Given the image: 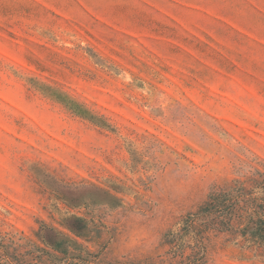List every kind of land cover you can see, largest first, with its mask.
I'll return each instance as SVG.
<instances>
[{"label": "rangeland", "instance_id": "rangeland-1", "mask_svg": "<svg viewBox=\"0 0 264 264\" xmlns=\"http://www.w3.org/2000/svg\"><path fill=\"white\" fill-rule=\"evenodd\" d=\"M259 218L264 0H0V264H264Z\"/></svg>", "mask_w": 264, "mask_h": 264}, {"label": "trees", "instance_id": "trees-1", "mask_svg": "<svg viewBox=\"0 0 264 264\" xmlns=\"http://www.w3.org/2000/svg\"><path fill=\"white\" fill-rule=\"evenodd\" d=\"M66 227L71 231L75 236L81 237L84 236L86 229H88L87 220L81 216H73L67 219ZM247 230L251 235L257 239L259 242L264 244V218H259L255 222L247 226ZM44 235V234H43ZM45 243L56 250H61L63 245L66 243H75L76 240L71 238L69 235L64 234L61 231L54 230L50 228L48 232L43 236Z\"/></svg>", "mask_w": 264, "mask_h": 264}]
</instances>
